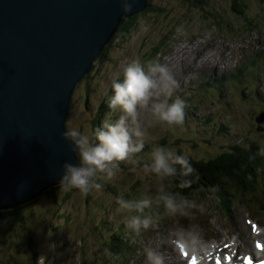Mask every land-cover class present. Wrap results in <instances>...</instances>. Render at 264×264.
Listing matches in <instances>:
<instances>
[{
  "label": "rangeland",
  "instance_id": "374dc122",
  "mask_svg": "<svg viewBox=\"0 0 264 264\" xmlns=\"http://www.w3.org/2000/svg\"><path fill=\"white\" fill-rule=\"evenodd\" d=\"M149 2L155 6H163L167 14L153 11L145 15L140 13L136 15L137 23L127 38L112 39L107 50V59L96 63L89 73V79H83L76 84L70 100L67 129L71 126H79L81 129L92 127L91 121L99 104L107 103L108 82L118 74L124 61L136 58L145 64L159 59L171 65L179 81L180 86L173 98H204L206 105L192 114L186 110L187 132L180 125L174 127L158 123L146 124V142L142 151L146 155L141 159L148 158L153 146L164 145L160 143L161 138H166L171 143L168 146L175 150L192 157L207 158L210 155L212 157L219 147L235 142L246 143L249 133L256 136L252 140L264 156V133L257 131L253 119L258 108H264V8L253 7L249 11V17H254L255 12L260 14L254 18L251 24L253 26L249 28L250 21L244 23L245 18L242 15L230 13L226 1H208L207 4L214 11L208 6L204 9L191 7L187 0ZM211 11L217 14V19ZM246 11L247 8L242 12ZM230 19L239 20L244 27ZM161 38L166 39L154 58H146L150 47L155 46ZM212 50L214 54L207 59V54ZM209 65H214L215 71H210ZM210 75L212 80L213 77L223 75L219 80L223 87L220 92L223 97H204L195 93L201 83L206 86ZM249 84L255 87L254 93L262 103L253 98V94L249 96L251 92L246 87L241 88ZM199 90L202 94H209L202 88ZM254 107L258 108L253 113ZM117 114L113 113L112 118L115 119ZM199 117L207 122H201ZM243 127L247 130L246 133ZM253 131L261 135L257 136ZM195 143L201 147H192ZM135 155L139 153L131 158L139 163V158ZM130 160L119 162V171L111 180L103 181L104 185L100 189L93 190L88 201L85 195L76 190L68 191L71 193L66 199L67 192L58 188L54 192V198L43 193L35 198L30 211L37 213V217H30L23 212L24 224L30 222L27 235L33 237L35 249H39L41 256L46 258V264H146L143 246L154 242L160 233L174 226L176 218L162 216L155 230L144 231L139 236L124 228L121 222L122 213L116 210L114 196L124 194L125 198H137L144 192L145 186L153 191L161 183L167 186L166 180L161 182L154 176L144 175L140 166H127L124 163ZM246 179L249 181L251 176ZM107 186H113L118 191L111 193ZM254 188L255 190L249 189L243 193L238 192L239 194L229 193L227 200L220 196L217 188L207 194H192L186 198L193 202L194 207L188 217L180 218V223L198 224L209 241L222 236L221 234L234 239L239 231H242L243 239L245 232L249 231L259 232L264 237V168L258 171ZM61 211L69 214L66 225L60 222L62 227L58 232L47 230L56 223L57 215ZM154 212H161V209L154 206ZM49 231L51 234L46 235ZM113 234L117 235L112 237ZM18 236L19 239L14 241L12 232L8 234V241L16 243L17 251L15 248L10 249L7 243L0 246V264H30L28 259L24 261L26 253L21 252L24 248L21 244L25 241L21 234L18 233ZM257 241L260 240H255ZM50 244L55 247L50 249ZM117 244L122 245L119 251L113 250ZM163 250L168 257L173 258L171 253L174 252L170 248L165 247ZM242 254H239V259ZM39 258L34 264H37Z\"/></svg>",
  "mask_w": 264,
  "mask_h": 264
},
{
  "label": "water",
  "instance_id": "95a60500",
  "mask_svg": "<svg viewBox=\"0 0 264 264\" xmlns=\"http://www.w3.org/2000/svg\"><path fill=\"white\" fill-rule=\"evenodd\" d=\"M148 2L121 15L119 0H0V210L57 186L62 163L76 162L61 136L74 88ZM255 122L264 130V110Z\"/></svg>",
  "mask_w": 264,
  "mask_h": 264
},
{
  "label": "clouds",
  "instance_id": "9594fccd",
  "mask_svg": "<svg viewBox=\"0 0 264 264\" xmlns=\"http://www.w3.org/2000/svg\"><path fill=\"white\" fill-rule=\"evenodd\" d=\"M135 3L136 0H119L121 15L130 13ZM179 86L168 63L159 59L145 64L136 58L124 61L118 74L108 82L110 94L106 95L110 112L99 126L85 129L71 126L61 133L62 138L70 143L76 162L62 163L56 178L60 190H76L86 196L100 189V181L111 180L119 171V162L128 161L144 150L146 124H182L185 101L178 96L173 98ZM113 113H118L115 119L112 118ZM140 167L144 175L154 176L157 181L175 179L179 189L188 188L192 183L189 177L193 167L189 159L167 145L153 146ZM113 200L117 212L122 213L124 228L137 236L144 231L155 230L162 216L176 218L174 226L160 233L154 242L143 246L146 264H169V257L163 250L165 247L187 259V264H209L215 257L219 245L207 240L198 224L180 223V218L190 215L194 204L179 192L166 191L161 183L154 191L145 186L137 198L118 194ZM154 206L161 212H154ZM50 234V231L46 233ZM221 243L235 255L237 242L234 239L225 235ZM49 247L51 249L55 245L50 244ZM37 264H46V258L41 256Z\"/></svg>",
  "mask_w": 264,
  "mask_h": 264
},
{
  "label": "trees",
  "instance_id": "16d2710c",
  "mask_svg": "<svg viewBox=\"0 0 264 264\" xmlns=\"http://www.w3.org/2000/svg\"><path fill=\"white\" fill-rule=\"evenodd\" d=\"M187 1L191 7H194L197 9H204L206 6H208L210 10L214 11L213 7L207 4L208 1H214V0H187ZM222 1L228 2L227 9L230 11V13L242 15L245 18L244 23L250 21L249 28L253 26L251 24H253L252 21L254 20V18H257L260 15V14L258 15V12H255L254 17L253 16L249 17L248 16L249 11L253 7H258L259 9L264 8V0H222ZM246 8H247V11L243 13L242 11L245 10ZM151 11L155 13L161 12L164 15L167 14V11L163 6H157V5L155 6L153 5V3H151L150 7L148 6L146 9H144L140 13L141 15H145L146 13L151 12ZM212 13L214 14L215 19H217V14L214 12ZM136 19H137L136 15L132 17H127L126 19L123 18L113 38L122 39L126 37L128 34H130L131 30L134 28V26L137 23ZM230 20H232L234 23H238L239 25L242 24L239 20L237 21H235L234 19H230ZM217 22H219V20H217ZM219 23H223V21ZM241 26L244 27L243 25ZM165 39L166 38H161V40L155 46H151L150 50L145 55V57L152 60L156 52L160 49L161 44L163 43ZM109 47H110V43L103 48L102 52H100L98 57L93 61V67L97 65L96 63H100L104 61L105 59H107V54H108L107 50ZM211 77L212 76H209L208 81L205 83L206 86L204 87V84L201 83V85L198 88H196L195 93H200V95H203L204 97H207L209 95H211L212 97L215 96L218 98L223 97L222 94L220 93L223 89L220 81L212 80ZM84 78L89 79L88 75L85 76ZM88 87H89V84H87V90H88ZM200 88L206 90L209 94H206V93L202 94L201 90H199ZM250 94H253V98L259 101L258 96H256V93L255 95L254 93H249V96ZM184 101L186 104L185 115H186V110H189L192 114L194 113V111L196 112V110H199V109L201 110L206 105L204 98L203 99H197V98L188 99L187 98V99H184ZM259 102L262 103L261 100ZM104 103L106 102H102L99 104L97 111L91 121V125H92L91 128L98 127L101 122V120L99 119L101 117L102 118L105 117L106 114L110 112V110L107 107V103L106 104ZM211 103L214 104V101H212ZM256 108L258 107H254L252 109L253 113H254L253 110ZM258 109L259 110L257 111H260L262 108L259 107ZM244 114L247 115L246 113ZM199 118H201L200 119L201 122L202 120L207 122L206 119H203L202 117H199ZM208 118H211V116H208ZM187 125H188V120H186V116H184L183 123L180 124V127L187 126ZM173 126L179 127V125H173ZM243 128L246 133L247 130L245 129V127ZM253 132L254 134H256L255 131ZM256 135L260 136L261 134L259 135L256 134ZM247 137L248 138L245 139V142L249 144H246V143L240 144V143L235 142L230 145L219 147L218 150L214 154H212V157H210L211 155L209 156L210 158L209 157L196 158L195 156L192 157L188 154H185L183 151H179L176 149V151L179 154H183L189 159L193 167V173L189 177L192 183L190 187L188 188L179 189L176 187L175 179L166 180L165 182L167 186H164L165 190L171 191L174 193L179 192L182 196L189 197L192 194L193 195L207 194V193H210L211 191H215L214 189L217 188V192L220 194V196H223L225 200L229 198L230 196L229 193L239 194L238 192L243 193L245 192V190H249V189L255 190L254 181L257 180L258 171L261 168H264V156H262V154L260 153L259 147L255 146L252 140V139L255 140L256 136L249 133L247 134ZM209 142H212V141L209 139ZM160 143L171 146V143H169L166 138H161ZM192 147H201V146L195 143ZM145 155H146V152H141L139 153V155H135V157L139 158V163L135 158H133L132 163L133 164L137 163V165L140 166V164L146 160V159H141V158H144ZM124 163L127 166L130 165V163L128 162H124ZM249 176H251V179L247 181L246 178H248ZM100 183H101V186L104 185L103 180L100 181ZM58 188H59L58 186L49 188L46 191H44L43 194H47L54 198L55 197L54 192ZM107 188L111 190V193H116L118 191V189L113 186H107ZM70 193L71 192H67L65 194L66 199L70 196ZM90 196H91V192L88 195H86V201H88ZM34 200L26 204L12 208V209L0 210V246H4V244L7 243V246H9L10 249L15 248V250L17 251L18 247L14 241H17V239H19L18 233L21 234L23 240L25 241L23 244H21V246L24 247L21 252L26 253V256L24 257V261L28 259L29 261H31L30 264H32V261L33 262L36 261L37 256L39 255V253H41L39 249H35L36 244H34L35 241L32 240L33 237H30L27 235V232H29V229H30V225H29L30 222L27 225L24 224L25 216L23 212L30 217H37V213L35 214L34 211L32 210L30 211L31 206L34 203ZM26 209H28V211ZM68 215L69 214L67 211L65 212L61 211L57 215L58 220L56 221V223L50 226V228L47 230H50L53 233L58 232L62 227L59 225V223L64 222L63 225L65 226L66 225L65 223L69 218ZM16 230H18V232ZM10 232H12V237L15 239L14 241H11V242L8 241V234ZM116 235L117 234H113L112 237ZM121 248H122V245L117 244V246L113 250L119 251V249ZM119 255H120V252H119ZM1 264H4V262H2Z\"/></svg>",
  "mask_w": 264,
  "mask_h": 264
},
{
  "label": "bare ground",
  "instance_id": "6f19581e",
  "mask_svg": "<svg viewBox=\"0 0 264 264\" xmlns=\"http://www.w3.org/2000/svg\"><path fill=\"white\" fill-rule=\"evenodd\" d=\"M148 6L150 7L151 3L148 2L146 8ZM117 30H118V28H117ZM127 37H128V35L125 38H127ZM213 54H214V50H212L211 52H209L207 54V59H209ZM208 67L211 68L210 70H212V68H215L214 65L213 66L209 65ZM92 69H93V63H92ZM84 77L81 80L85 79ZM88 77H89V74H88ZM255 124H256V128L261 130V127L257 123H255ZM64 125H65V129L67 130L66 122ZM181 127H182V130L184 132H187V130L185 129L186 126H181ZM259 132L264 133V130L262 129ZM164 145H166V144H164ZM132 160H133V158H131L130 162H128V163H130V165H137V163L133 164ZM34 199H32L30 201H33ZM30 201H28V202H30ZM28 202H26V203H28ZM26 203H24V204H26ZM21 205H23V204H21ZM245 233H246L245 239L242 238V231H239L237 233V236L234 238V240L237 242V246L235 248V255H232L229 248L225 247L224 244L221 243V241L224 240L225 234H221L222 236H220L218 238L215 237V239L213 241H215L219 245V247L216 249L215 257L211 261H209V264H237V263H240V261H242V259H239V254H241V253H244L243 258L246 256L247 260L251 257H252L251 260H260L261 258H258V255L264 254V237L259 232L249 231V232H245ZM255 240H260V241L255 242ZM168 255H169V252H168ZM171 255L173 256V258L169 256V264H178V262H182V264H187V259H183V258L179 257L176 253H173V254L171 253ZM39 257H41V253H39V255L37 256V259ZM34 262L32 261L33 264H34Z\"/></svg>",
  "mask_w": 264,
  "mask_h": 264
}]
</instances>
